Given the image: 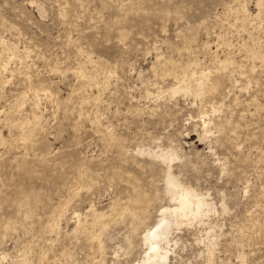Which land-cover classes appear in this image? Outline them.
<instances>
[{
  "label": "rangeland",
  "instance_id": "rangeland-1",
  "mask_svg": "<svg viewBox=\"0 0 264 264\" xmlns=\"http://www.w3.org/2000/svg\"><path fill=\"white\" fill-rule=\"evenodd\" d=\"M263 15L264 0H0V264L140 259L171 203L159 150L215 206L173 229L171 264H264ZM201 71L217 90L172 95Z\"/></svg>",
  "mask_w": 264,
  "mask_h": 264
},
{
  "label": "bare ground",
  "instance_id": "bare-ground-1",
  "mask_svg": "<svg viewBox=\"0 0 264 264\" xmlns=\"http://www.w3.org/2000/svg\"><path fill=\"white\" fill-rule=\"evenodd\" d=\"M260 3V2H259ZM262 4H263V2H261ZM261 4V5H262ZM246 8H244V10H245ZM262 10L263 9H260V11L262 12ZM247 12V11H246ZM244 14V13H243ZM261 14V13H260ZM263 14V13H262ZM246 15H248V14H246L245 13V16ZM244 16V17H245ZM264 16V15H263ZM246 19H247V17H245ZM249 19V18H248ZM2 39V38H1ZM4 44V43H3ZM16 46V45H15ZM207 46V45H206ZM2 47V46H1ZM18 48V47H17ZM13 49V48H12ZM26 49V48H25ZM9 50H11V49H9ZM15 50V49H14ZM14 52V51H13ZM213 52V51H212ZM251 52V51H250ZM11 53H12V50H11ZM13 54V53H12ZM17 54V53H16ZM89 54V53H88ZM22 55V54H21ZM0 56H1V52H0ZM11 56V55H10ZM86 56V55H85ZM251 56H252V54H251ZM90 58V57H89ZM13 59V58H12ZM91 59V58H90ZM225 61V60H224ZM226 62H228V61H226ZM225 62V63H226ZM0 63H2V61L0 62ZM7 63H8V61H7ZM98 63V62H97ZM2 64H4L3 66H5V68H7L6 67V63H2ZM228 65V64H227ZM226 65V66H227ZM101 66V65H100ZM189 66V65H188ZM223 66H225V64H223ZM226 66H225V68H226ZM2 67V66H1ZM80 67V66H79ZM3 68V67H2ZM187 68V67H186ZM189 68V67H188ZM81 69H83V67L81 68ZM6 70V69H5ZM83 71V70H82ZM184 71V70H183ZM185 71H186V69H185ZM189 71V70H188ZM188 71H186V73L188 72ZM77 72V71H76ZM81 71H80V69H79V73H80ZM156 72H158V71H156ZM182 72V71H181ZM196 72V71H195ZM1 73V72H0ZM82 74V73H81ZM84 74H85V72H84ZM175 74V73H174ZM181 74V73H180ZM179 74V75H180ZM177 75H178V73H177ZM186 75H188V74H186ZM86 76V75H85ZM84 76V77H85ZM161 76H162V74H161ZM194 76V75H193ZM221 76V75H220ZM87 77V76H86ZM179 77V76H178ZM188 77V76H187ZM187 77L185 78V80H187ZM216 77H217V75H216ZM216 77H215V79H216ZM107 78V77H106ZM175 78V77H174ZM180 78V77H179ZM189 78H190V76H189ZM192 78V77H191ZM182 79H183V77H182ZM214 79V78H213ZM219 79H221V78H219L218 77V81H221L222 82V80H219ZM2 80H4V79H2ZM1 80V81H2ZM184 80V79H183ZM189 80V79H188ZM191 80V79H190ZM194 80V81H193ZM193 80H191V81H187V82H181V83H179V84H175V86H173L172 87V89H171V93H172V95H175V94H177V93H182V94H193V95H196V96H201V97H203V96H205L206 95V93H208V92H211V91H213V90H217L216 88H218V83H216V82H213V80H211V75L208 73V72H205V71H201L200 72V75L198 76V77H196V78H193ZM8 81V80H7ZM108 80H106V81H104V84L107 82ZM179 81H182V80H179ZM0 83H2V82H0ZM3 84V83H2ZM92 84V83H91ZM1 86V85H0ZM39 89H42V88H39ZM28 90V89H27ZM44 90H46V91H48L46 88H43V92H44ZM31 92H33L32 94L34 95L33 97L35 98V99H38L39 100V98L38 97H40V91L38 90V89H34L33 91H32V89L30 90ZM23 92V91H22ZM28 92H29V90H28ZM25 95H27V91H25V92H23ZM31 94V95H32ZM53 94V93H52ZM19 96V95H18ZM28 96V95H27ZM25 98V97H24ZM30 98V97H29ZM25 99H23V101H24ZM36 101L37 100H35V103H36ZM39 102V101H38ZM38 102H37V104H38ZM15 105L16 106H20L19 104H17L18 102H16L15 101ZM23 103V102H22ZM21 104V103H20ZM25 105V104H24ZM23 107V106H22ZM22 107H21V109H22ZM25 107V106H24ZM16 108H18V107H16ZM19 109V108H18ZM20 109V110H21ZM2 111V110H1ZM23 111V110H22ZM38 112V111H37ZM38 114V113H37ZM28 121V120H27ZM26 121V122H27ZM38 121V120H37ZM25 122V123H26ZM29 123H30V120L28 121ZM27 122V123H28ZM208 121L206 120L205 122H204V129H206V131H205V133H204V135H206V133L209 131L208 129H207V127H209V126H207V123ZM17 123V122H16ZM22 123V125H23V121L21 122ZM24 123V124H25ZM35 124L37 123V122H34ZM39 123V122H38ZM18 124V126L20 127V125H19V123H17ZM16 124V125H17ZM31 124V123H30ZM27 129V128H26ZM208 130V131H207ZM112 132V131H111ZM4 134H2V131H0V141L1 140H6V137H4L3 136ZM2 142V141H1ZM0 142V143H1ZM164 150V149H163ZM167 150V149H166ZM175 150H177V149H175ZM160 152H154V154L157 156V157H160L165 163H167L168 164V173H167V177H166V186L165 187H167V189H166V191H168V195L170 196V200H171V203L169 204V205H162V207H160L161 209H160V214H158L159 215V218H158V220L156 219V222H154V224L151 226V227H149L148 229L147 228H145V229H147L145 232H144V234H143V243L146 245V249H145V252H144V255L143 256H141V258L140 259H138V260H135V261H133V262H131V263H129V264H171V261H170V254H171V252H173L172 250V246H174L175 245V247L177 246L176 244H178V238H176V239H174V237H173V229L175 228V227H178V228H180L183 224H192V223H194V221H196V220H200L201 222H203L205 219V216H207V215H209V213L210 212H214L215 211V206H214V204L212 203V202H210L209 200H208V198H207V196L206 195H204L203 194V192L202 191H200V192H202V193H200V192H197V190L196 189H194V188H192V186H188V185H185L183 182H181L182 180H183V178L181 179V181L178 179V177H176V176H174V174L172 173V171H171V163L173 164V162H172V160H173V156H172V154L169 152V151H161V150H159ZM173 152V151H172ZM175 152V151H174ZM177 152H179V151H177ZM176 153V152H175ZM177 156H178V154H177ZM180 156V155H179ZM176 157V156H175ZM183 157H184V155H183ZM177 158V157H176ZM179 158V157H178ZM180 159H181V157H180ZM160 160V159H159ZM175 160V159H174ZM185 160V159H184ZM181 161H183L182 159H181ZM162 162V161H161ZM188 162V161H187ZM187 162H185V163H187ZM190 162V161H189ZM188 162V163H189ZM185 165V164H184ZM184 165H183V169H184ZM190 165V164H189ZM174 168V167H173ZM176 168V167H175ZM188 168H190V166H188ZM178 169V168H177ZM174 170V169H173ZM176 170V169H175ZM185 170V169H184ZM188 170V169H187ZM177 171V170H176ZM175 171V172H176ZM179 171V170H178ZM189 173H190V171H188ZM187 172V173H188ZM186 173V172H185ZM184 173V174H185ZM176 175V174H175ZM177 176H178V174H177ZM187 176V175H186ZM154 178V177H153ZM161 178V177H160ZM180 178H181V176H180ZM188 179V178H187ZM193 179V178H192ZM161 180V179H160ZM189 180V179H188ZM187 180V181H188ZM124 181V180H123ZM127 181V180H126ZM133 181V180H132ZM152 181V180H151ZM163 181V180H162ZM129 182V181H128ZM138 182V181H137ZM127 183V182H126ZM137 184V183H136ZM139 184V183H138ZM152 184V183H151ZM129 185V184H128ZM133 185H135L134 184V182H133ZM154 185V184H153ZM165 185V184H164ZM131 186V185H130ZM137 186V185H136ZM135 186V187H136ZM196 186V185H195ZM140 187V186H139ZM129 188V187H128ZM126 189V188H125ZM145 189V188H144ZM198 189V188H197ZM159 190V189H158ZM135 191V190H134ZM142 191V190H141ZM165 191V190H164ZM77 193H78V191H77ZM76 193V194H77ZM132 193H133V191H132ZM130 194H131V191H130ZM134 194V193H133ZM141 195V194H140ZM146 195V197H147V193L145 194ZM124 196V195H123ZM130 195H128V197H129ZM131 196H132V194H131ZM135 196V195H134ZM137 196V195H136ZM158 197V196H157ZM117 198V197H116ZM115 198V199H116ZM120 198V197H119ZM130 198V197H129ZM144 198V197H143ZM142 198V199H143ZM136 199V198H135ZM165 199H166V197H165ZM129 200V199H128ZM148 200H149V198H148ZM151 200V199H150ZM149 200V201H150ZM162 200H164V198L162 199ZM166 200H168V199H166ZM169 200V201H170ZM134 201V200H133ZM142 201V200H141ZM149 201H148V203H149ZM128 202V201H127ZM127 202L125 203V205L127 204ZM135 202V201H134ZM113 203H116V202H113ZM141 203H143V202H141ZM118 205V204H117ZM113 206V205H112ZM116 206V205H115ZM114 206V207H115ZM146 206V205H145ZM121 207V206H120ZM126 207V206H125ZM125 207H123V208H125ZM137 207V206H136ZM113 208V207H112ZM111 208V209H112ZM134 208H135V206H134ZM133 207H131L130 208V210L131 209H134ZM140 208V207H139ZM138 208V209H139ZM146 208H147V206H146ZM94 209V208H93ZM119 209V208H118ZM137 209V210H138ZM96 210V209H95ZM113 210V209H112ZM122 210H125V209H122ZM127 210V209H126ZM136 210V211H137ZM97 211V210H96ZM116 211H118L117 210V208H116ZM141 211H143L142 209H141ZM141 211H140V213H141ZM91 212V211H90ZM100 212V214H102V217H104L105 215H107L106 213L104 214V216H103V213H102V211H99ZM98 212V213H99ZM131 212V211H130ZM133 212H135V210L133 211ZM129 213V212H128ZM127 213V214H128ZM132 213V212H131ZM136 213V212H135ZM139 212H137V216L139 215L138 214ZM93 214V213H92ZM121 214V213H120ZM123 214V213H122ZM142 214V213H141ZM61 215V214H60ZM94 215V214H93ZM99 214H95V217L96 216H98ZM132 215V214H131ZM131 215H130V217H131ZM143 215V214H142ZM141 215V216H142ZM147 215H148V213H147ZM147 215H143V216H146L147 217ZM78 216H79V213H78ZM126 216V215H125ZM128 216V215H127ZM136 216V217H137ZM101 217V216H100ZM139 217V216H138ZM97 219H98V217H96ZM132 218V217H131ZM140 218V220H142L141 219V217H139ZM143 218V217H142ZM80 219V218H79ZM97 219H96V221H97ZM144 219H145V217H144ZM101 220V219H100ZM130 220V219H129ZM54 221H56V218H55V220H53V222ZM144 221V220H143ZM52 222V223H53ZM82 222V221H81ZM86 222V221H85ZM92 222V221H91ZM102 222V221H101ZM56 223H57V221H56ZM80 223V222H79ZM92 223H94V222H92ZM104 223H105V221H104ZM143 223V222H142ZM96 224V223H95ZM94 224V225H95ZM100 224V223H99ZM106 224V223H105ZM53 225H56V224H54L53 223ZM52 225V226H53ZM77 225H79V224H77ZM93 225V224H92ZM97 225V224H96ZM50 226H51V224H50ZM88 226V225H87ZM102 226H105V225H103L102 224ZM56 227H58V226H56ZM50 228V227H49ZM57 229V228H56ZM89 229V228H88ZM54 230V229H53ZM85 230H86V228H85ZM211 231V230H210ZM210 231L208 232V233H210ZM86 232V231H85ZM88 232V231H87ZM90 233L92 232V231H89ZM88 232V233H89ZM87 233V234H88ZM89 233V234H90ZM95 233V232H94ZM92 234V233H91ZM99 234H102V233H100L99 232ZM94 235V234H93ZM98 234L96 233V235L95 236H97ZM141 235V234H140ZM99 236V235H98ZM97 236V237H98ZM101 236V235H100ZM87 237H89L88 235H87ZM94 237V236H93ZM97 237H95V239L97 238ZM90 238H92L91 236H90ZM99 239H101L100 237H98ZM92 239H94V238H92ZM142 240V239H141ZM100 244V243H99ZM102 245V244H101ZM103 246V245H102ZM102 246H101V248H102ZM215 245L213 244V247H214ZM99 247H100V245H99ZM210 251H211V248H210ZM213 252V251H212ZM210 253V252H209ZM212 254V253H211ZM211 256V255H210ZM42 260V263H43V258L41 259ZM210 260V259H209ZM45 262V261H44ZM47 262V261H46ZM44 264V263H43Z\"/></svg>",
  "mask_w": 264,
  "mask_h": 264
}]
</instances>
